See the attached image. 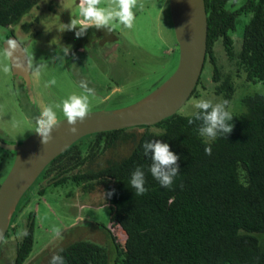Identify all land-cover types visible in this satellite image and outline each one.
Returning a JSON list of instances; mask_svg holds the SVG:
<instances>
[{
    "label": "trees",
    "instance_id": "1",
    "mask_svg": "<svg viewBox=\"0 0 264 264\" xmlns=\"http://www.w3.org/2000/svg\"><path fill=\"white\" fill-rule=\"evenodd\" d=\"M38 1L0 0V26L17 23ZM203 2L206 38L202 69L205 65L209 68L213 92L220 102L230 103L236 92L235 101L242 107L239 113H232L234 127L227 138L207 141L198 133L200 121L190 125L192 114L175 112L153 125L129 127L143 129L136 136L126 133V128L91 133L84 152L79 138L38 175L46 178V186L70 180L82 192L100 188L108 207L105 231L114 248V264H264V93L246 91L248 83L264 84V0ZM240 14L249 17L240 40L234 37L233 43L228 32L234 30V20ZM35 21L21 23L20 29L30 31ZM216 43L230 64L229 71L217 63ZM238 81L241 92L237 91ZM199 84L200 74L189 96L197 95ZM127 140L131 142L127 154L106 159L101 166L94 164L104 150ZM146 140L167 143L180 156V173L170 189L162 188L149 171L151 160L142 148ZM209 144L212 154L206 155ZM9 152L12 158L13 151ZM138 166L145 173L148 189L141 196H135L130 185ZM113 189L114 194L108 197ZM42 190L40 185L38 193ZM34 217L35 212L27 214L24 230L28 235L16 240L13 264H21L31 250ZM60 249L56 253L66 264L107 262L105 248L86 240Z\"/></svg>",
    "mask_w": 264,
    "mask_h": 264
},
{
    "label": "rangeland",
    "instance_id": "2",
    "mask_svg": "<svg viewBox=\"0 0 264 264\" xmlns=\"http://www.w3.org/2000/svg\"><path fill=\"white\" fill-rule=\"evenodd\" d=\"M39 0L28 12L24 13L17 23L0 26V140L15 144L35 131L36 119L47 105H62L63 100L72 94H81L80 82L85 81L94 90L90 96V111L118 108L140 99L164 81L174 70L178 49L172 31L167 0H140L142 7L134 9L135 22L131 29L115 26L119 36L113 41V47L106 50L100 45H83L82 51L73 55L68 61L61 62L57 56H64L62 47L74 51L75 30H64V25L71 19L83 21L80 16L81 0ZM241 0H237L239 3ZM103 0L101 7L106 6ZM32 35L22 32L19 25L31 21ZM249 14H240L234 20V30L228 34L240 40V31ZM10 34L22 44L29 65L32 101L25 94L18 79L11 77L9 59L1 43ZM105 41V40H98ZM116 43V44H115ZM84 44V43H83ZM239 44V42H238ZM117 45V48L115 47ZM235 46V45H234ZM215 57L222 69L229 71L230 64L221 46L216 43ZM70 53V54H71ZM65 57V56H64ZM74 60V61H73ZM76 61V65H75ZM39 66V72L36 69ZM208 67V66H207ZM202 69V68H201ZM201 84L197 95L189 96L176 110L178 114H192L193 103L199 99H210L220 102V97L213 92V82L209 79V68L200 71ZM55 80L54 85L49 82ZM236 82L237 91L242 88ZM246 91L264 93V84L248 83ZM236 93V92H235ZM230 101L228 110L239 113L242 110L236 103V95ZM101 98H105L101 101ZM57 119L64 118L61 108H55ZM151 131L155 130L150 127ZM126 133L134 136L142 128H126ZM91 135L82 136L78 144L82 152ZM131 149V142L119 143L113 148L104 150L94 161L101 166L106 159L124 156ZM9 150L0 147V181L11 164ZM94 167V166H93ZM46 178L36 177L24 191L13 211L12 223L0 243V264H13L15 242L24 230V223L29 212H35L33 220V244L29 254L21 264H46L61 247L78 240L99 244L107 253L106 264H114L115 252L105 228L108 223V207L103 202L99 187L93 191L79 190L75 182L67 180L56 186H46ZM43 189L38 193L39 186ZM60 228L61 237L54 236L52 229Z\"/></svg>",
    "mask_w": 264,
    "mask_h": 264
},
{
    "label": "water",
    "instance_id": "3",
    "mask_svg": "<svg viewBox=\"0 0 264 264\" xmlns=\"http://www.w3.org/2000/svg\"><path fill=\"white\" fill-rule=\"evenodd\" d=\"M168 12L178 58L171 74L149 93L128 105L90 111V116L73 135L68 131L65 118L53 130V140L43 145L35 132L21 142L4 143L0 147L13 151V159L0 181V235L2 239L9 220L24 191L34 182L42 169L77 139L87 134L152 125L166 118L189 97L200 74L205 56L206 13L203 0H168ZM16 46L11 48L9 42ZM6 53L11 74L22 78L28 91V60L16 38L10 34L1 43ZM11 53V54H9ZM0 239V243L2 241Z\"/></svg>",
    "mask_w": 264,
    "mask_h": 264
},
{
    "label": "clouds",
    "instance_id": "4",
    "mask_svg": "<svg viewBox=\"0 0 264 264\" xmlns=\"http://www.w3.org/2000/svg\"><path fill=\"white\" fill-rule=\"evenodd\" d=\"M102 2L103 0H81L80 16L83 17V22L72 18L69 24L64 25V30H75L76 37L80 38L92 27L97 30H104L109 34L115 31L116 25L131 29L136 18L134 9L138 6H143L140 0H107L106 6L101 7ZM8 46L15 48L16 45L10 41ZM60 51L64 53V56H67L71 50L69 47H62ZM57 56L61 62H64V56H59V53ZM2 71L6 73L9 68L4 66ZM36 71L37 73L39 72V66ZM49 83L54 85L56 81L53 79ZM80 88L83 90L81 94L70 95L63 100L62 105H56L55 107L47 105L40 111L35 121L34 132L39 135L43 145H47L53 140V130L60 125L55 108H61L68 131L73 135L79 131L78 124L84 123L90 116L89 98L94 94V90L88 87L85 81L80 82ZM228 106V100L215 103L210 99L196 100L193 103L195 111L192 113L191 118L188 119V123L191 125L196 121H200L198 133L207 141H215L217 138L226 139L234 127L230 123L233 116L228 110ZM142 148L144 156L151 160L149 171L153 178L159 182L162 188L170 189L174 184L175 178L180 173L178 163L180 156L170 150L169 144L160 140H146ZM205 154H212L210 144L205 147ZM145 182V173L142 167H136L130 179V185L135 190V196L146 194L148 189L145 187ZM114 192L115 190L113 189L106 195L111 197ZM52 231L55 237L62 238L60 228H53ZM20 235L22 238L26 237L28 235L27 230L22 231ZM0 239H2V235H0ZM60 252H63V249H60ZM49 264H66V261L62 255L55 253L51 257Z\"/></svg>",
    "mask_w": 264,
    "mask_h": 264
},
{
    "label": "flooded vegetation",
    "instance_id": "5",
    "mask_svg": "<svg viewBox=\"0 0 264 264\" xmlns=\"http://www.w3.org/2000/svg\"><path fill=\"white\" fill-rule=\"evenodd\" d=\"M79 3V0L77 1ZM167 5H168V0H167ZM36 19V17H34ZM33 20V19H32ZM37 20V19H36ZM36 22V21H35ZM83 22V21H82ZM20 28V26H19ZM21 30V29H20ZM22 31V30H21ZM23 32V31H22ZM29 32H31V28H30V31H27V32H24L25 34H27L28 36H31L29 35ZM120 33H118V31H113L112 33H106L104 30H97L95 29L94 27L92 28H89L86 32V34L80 38H77L76 37V40H75V44L76 47L74 49V51L67 55L68 56V61H70L71 57L73 56V53L74 55H77L79 54L83 48V45H88L90 46L91 44L93 45H100V46H103L105 47V51H106V55H109V54H112L113 51L109 52L107 51L106 49L109 48V47H113V41L114 39H117L118 36H119ZM14 36V35H13ZM15 37V36H14ZM17 40V39H16ZM98 40H105V41H98ZM18 41V40H17ZM19 42V41H18ZM84 43V44H83ZM19 44L21 45L22 49L24 50L22 44L19 42ZM116 44V43H115ZM175 45H176V42H175ZM115 47L117 48V45H115ZM71 50V49H70ZM25 52V50H24ZM26 54V52H25ZM67 56H65L64 58H67ZM28 60V59H27ZM74 61V60H73ZM75 65H76V61H75ZM10 69V68H9ZM10 72H11V69H10ZM11 77L12 78H15V79H18V81H20L21 85H22V89H24L25 91V94H26V97L32 101V91H31V81H30V77H29V69H28V91L26 90V88L24 87V84H23V81H22V78L20 77H15L11 74ZM101 101H104L105 98H101L100 99Z\"/></svg>",
    "mask_w": 264,
    "mask_h": 264
}]
</instances>
